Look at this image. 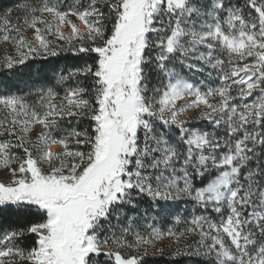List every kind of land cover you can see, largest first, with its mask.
<instances>
[{"label":"snow or ice","instance_id":"6c2138e0","mask_svg":"<svg viewBox=\"0 0 264 264\" xmlns=\"http://www.w3.org/2000/svg\"><path fill=\"white\" fill-rule=\"evenodd\" d=\"M0 45V264H264V0H15Z\"/></svg>","mask_w":264,"mask_h":264},{"label":"trees","instance_id":"16d2710c","mask_svg":"<svg viewBox=\"0 0 264 264\" xmlns=\"http://www.w3.org/2000/svg\"><path fill=\"white\" fill-rule=\"evenodd\" d=\"M15 3V0H0V9H4L6 7H9ZM10 54V50L7 49L4 45H0V58H3L5 55ZM61 65L65 63L64 60L60 61ZM69 64H71V60L68 61ZM0 82L7 84L9 83V75L8 74H0ZM19 80L11 81V83H19ZM3 172V170H0V173ZM170 259L169 256H163V257H157L155 258V264H167V261Z\"/></svg>","mask_w":264,"mask_h":264},{"label":"rangeland","instance_id":"374dc122","mask_svg":"<svg viewBox=\"0 0 264 264\" xmlns=\"http://www.w3.org/2000/svg\"><path fill=\"white\" fill-rule=\"evenodd\" d=\"M0 179H7L6 173L4 171L0 173ZM163 243L168 244L169 240L165 239Z\"/></svg>","mask_w":264,"mask_h":264}]
</instances>
